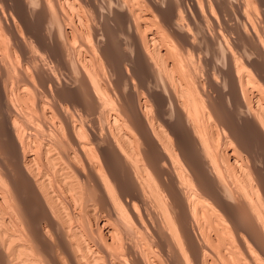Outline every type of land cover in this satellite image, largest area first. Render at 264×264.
I'll return each mask as SVG.
<instances>
[{"label":"bare ground","instance_id":"bare-ground-1","mask_svg":"<svg viewBox=\"0 0 264 264\" xmlns=\"http://www.w3.org/2000/svg\"><path fill=\"white\" fill-rule=\"evenodd\" d=\"M116 1L138 39L128 62L150 63L143 77L118 61L102 72L110 58L74 27L64 39L47 34L59 51L39 61L16 23L0 26L26 64L9 54L10 42L2 52L0 40V264H260L253 250L264 255V20L253 14L264 18V0H189V29L181 0L151 3L148 12ZM45 3L57 15L59 0ZM216 7L231 19L236 9L238 20L220 13L221 22ZM15 71L31 90L13 91L26 102L25 133L21 104L8 93ZM35 75L45 100L28 87ZM47 98L53 129L38 111ZM35 112L45 129L32 124Z\"/></svg>","mask_w":264,"mask_h":264},{"label":"rangeland","instance_id":"rangeland-1","mask_svg":"<svg viewBox=\"0 0 264 264\" xmlns=\"http://www.w3.org/2000/svg\"><path fill=\"white\" fill-rule=\"evenodd\" d=\"M24 1L25 0H0V26L2 25H4V26H6L9 22V24H11V23H16V26H17V31L19 32V33H22V35L24 36V38H26L28 41H32V44H33V48L34 49H32V50H34V52L33 53H35V54H33L32 52H31V57L33 58V56H35V58L37 59L38 58V60L40 61L41 59L40 58H42V59H45V57H47L48 58V56H50L51 54H53L54 53V55L56 56V52L57 51H59L58 50V47L60 46V44H59V46L57 47L56 45H58V43H55V42H53V41H51L50 40V38H48L49 36V33L52 31V32H55V33H57V34H59V36L61 37V38H65V36L63 35L64 33H68V32H70L71 30H73L74 28H76L77 30H79L80 32H82L81 34H82V37L84 38V39H81V41H86V43L88 44V45H90V47H95L97 44H100V46H101V48H102V50H104V52H105V54H106V56L107 57H109L110 58V61H109V63L111 64V67H109L110 65H108V64H106V60H103V62L105 63H101L102 61H100V70L103 72H106V71H109L110 70V68H112V67H115V68H117L116 66H118L117 64H116V62L118 61V62H120V65L119 66H121V67H123V65H127V64H134L133 66H132V68H134L133 70L134 71H137L138 72V74H141V76L143 77V75L145 74V71L147 70V69H145L146 68V66H149L150 65V63L149 62H147L146 64H144L145 62H142L141 60H139L138 58H136L134 61H132V62H128V61H130L129 60V57H131V54H133V52L135 53V43H137V41H138V39H136L137 41H135V39H134V37L136 36V34L134 35V26H133V23H134V21H133V19L131 20H129V16H127V15H125V14H120V13H122V12H119V9H118V5H117V1L116 0H70V2L72 1V3H74L73 4V6L71 5L72 3H70V5H67L68 3H65V0H59V2H60V6H58V8H57V10H56V12H57V15H55L54 16V14H51L50 12V10H49V7L48 6H45V5H47L46 3H45V0H36L37 1V3H36V1L34 2V1H32L31 2V0H29L30 2H31V5L29 4L28 6H25L26 4L24 3ZM28 1V2H29ZM74 1V2H73ZM89 1V2H88ZM92 1V2H91ZM95 1V2H94ZM112 1H114V2H112ZM123 1V2H122ZM134 1V2H133ZM120 0V2H121V4H123V5H126V8H128L127 9V11H129V10H136L137 11V9H142V10H144V12H148L149 10H150V7H152L151 6V3H155V2H157L158 3V5L159 4H161V6L162 7H166L167 5L166 4H168L167 3V1H164V0H154V2H153V0ZM139 1V2H138ZM183 1V2H182ZM205 1V0H204ZM29 2V3H30ZM43 2V3H42ZM64 2V3H63ZM80 2H82V3H80ZM106 2H108V3H106ZM111 2H112V4H111ZM126 2V3H125ZM134 4H133V3ZM143 4H142V3ZM148 2V3H147ZM189 0H181V5L182 4H184L185 3V5L183 6V8L185 9V12H187L188 11V9H189V13L187 12V13H185V15H184V13L182 14L183 15V18H186V19H184L186 22H187V24L184 22V20L182 21L183 22V24L185 23L187 26H186V28H188L189 29V27L191 26L190 25V20H189V16H190V14H191V9L188 7L190 4H191V2H189ZM210 2H212L211 0H210ZM34 3H36V4H34ZM40 3H41V5H40ZM104 3V4H103ZM114 3H116V4H114ZM138 3V4H137ZM157 3H155V4H157ZM163 3V4H162ZM172 3H174V5L173 6H176L177 4H176V2H175V0L172 2ZM43 4V5H42ZM144 6V8H143V6ZM152 4V5H153ZM165 4V5H164ZM176 4V5H175ZM98 5V8L96 7ZM114 5V6H113ZM136 5V6H135ZM188 5V6H187ZM70 6V7H69ZM85 6V7H84ZM131 6V7H130ZM135 6V7H134ZM187 6V7H186ZM35 7V8H34ZM46 7V8H45ZM62 7V8H61ZM133 7V8H132ZM141 7V8H140ZM191 7H192V5H191ZM28 8H32V9H28ZM48 8V9H47ZM71 8V9H70ZM95 8V9H94ZM137 8V9H136ZM47 9V10H46ZM76 9V10H75ZM115 9H118V10H116L115 11ZM165 9V8H164ZM216 9L218 10V8L216 7ZM63 10V11H62ZM97 10V12H95ZM146 10V11H145ZM187 10V11H186ZM216 10V11H217ZM84 11V12H83ZM93 11L95 12V13H93ZM114 11V12H113ZM126 11V12H127ZM83 12V13H82ZM107 12V13H106ZM119 12V13H118ZM125 12V13H126ZM237 12V10L236 9H234V13H236ZM258 12H260V11H258ZM258 12H256L255 13V15L253 14V19L255 20V22L257 23V24H260V22L259 21H262V20H264V18H263V15H261V13L259 14ZM21 13V14H20ZM109 13H110V16H109ZM217 13H219V15H218V17H219V19L221 20V22H222V20H223V16H222V18H221V15H227L226 14V12H223L222 11V13L218 10V12ZM220 13H221V15H220ZM233 13V12H232ZM233 13V15H238V14H234ZM258 13V14H257ZM49 14H51V15H49ZM86 14V15H85ZM95 14V15H94ZM97 14H99V15H97ZM127 14V13H126ZM189 14V15H188ZM20 15V16H19ZM48 15V16H47ZM86 17H85V16ZM97 15V16H96ZM102 15V16H101ZM124 15V16H123ZM188 15V17H186ZM232 15V17L236 20H238V18H239V16H233ZM259 15H261V17L259 16ZM78 16H80L81 17V19H82V21L83 22H80L79 21V17ZM83 16V17H82ZM96 16V17H95ZM101 16V17H100ZM15 17V18H14ZM46 17H48V18H46ZM54 17V18H53ZM85 17V19H83ZM93 17V18H92ZM107 19H106V18ZM126 17H127V19H126ZM224 17H226V16H224ZM229 16L227 15V18H228ZM89 18V19H88ZM261 18H262V20H261ZM62 19V20H61ZM188 19V20H187ZM229 19H231L230 17H229ZM234 19H231V23H235L236 21H234ZM16 20V21H15ZM127 20H128V23H131L130 25H131V27H129L128 26V23H127ZM256 20H258V21H256ZM95 21V22H94ZM130 21V22H129ZM6 22H8V23H6ZM87 22V23H86ZM133 22V23H132ZM229 22V21H228ZM229 22V23H230ZM259 22V23H258ZM23 23H25V24H23ZM61 23V24H60ZM64 23V24H63ZM77 24V25H76ZM82 24V25H81ZM88 24V25H87ZM160 24V23H159ZM189 24V25H188ZM223 24V23H222ZM12 25V24H11ZM97 25V26H96ZM62 26V27H61ZM71 26V27H70ZM84 26V27H83ZM133 26V27H132ZM63 28V30H61V28ZM74 27V28H73ZM86 27V28H85ZM72 28V29H71ZM79 28V29H78ZM96 28V29H95ZM129 28V29H128ZM191 28V27H190ZM3 29H5V27L3 28ZM3 29L1 30L2 32H1V34L0 35H4L5 34V36H3V39H2V36H0V40H3L2 42H4V44H2V42H1V45H4V48H2V49H4L2 52H5L7 49V47H6V44H8L9 42V45H11L10 46V51H12V52H8L9 54H13L14 56H19L18 55V53H19V51H18V47H16L15 45H14V39L12 38L13 36H12V33H10L9 31H6V30H4L3 31ZM60 29V30H59ZM131 29V30H130ZM133 29V30H132ZM65 30H66V32H65ZM96 30V31H95ZM99 32H98V31ZM87 31V32H86ZM9 32V33H8ZM61 32H64V33H61ZM95 33V35H94V33ZM4 33V34H3ZM96 33L98 34V36L96 35ZM132 33V34H131ZM10 34H11V36H10ZM15 34L17 35V33H16V31H15ZM32 34V35H31ZM48 34V35H47ZM61 34V35H60ZM88 34V36H89V38H91V39H87V38H85L86 37V35ZM84 35H85V37H84ZM134 35V36H133ZM16 37H18V35L16 36ZM34 37V38H33ZM98 37V38H97ZM137 37V36H136ZM135 37V38H136ZM36 38V39H35ZM47 39H49V41H47ZM86 39V40H85ZM133 39H134V41H133ZM7 40V41H6ZM88 40H90V41H88ZM88 41V42H87ZM98 41V42H97ZM34 42V43H33ZM49 42H50V44H49ZM54 43V44H52V43ZM103 42V43H102ZM82 43V42H81ZM94 43V44H93ZM93 44V45H92ZM102 44V45H101ZM14 45V46H13ZM42 45V46H41ZM134 47H133V46ZM13 46V47H12ZM37 46V47H36ZM98 46V45H97ZM57 47V48H56ZM17 50V51H16ZM51 50H57L56 52L55 51H53L52 53H51ZM133 50V51H132ZM128 51V52H127ZM0 52H1V50H0ZM47 52V53H46ZM49 52V53H48ZM6 53V52H5ZM51 53V54H50ZM131 53V54H130ZM2 54V53H1ZM47 54H48V56H47ZM72 55V58L74 57V56H76L77 54H71ZM103 55V54H102ZM101 55V56H102ZM51 56H53V55H51ZM19 58H20V65H21V63H22V67L25 69V67L24 66H26V64H25V62L23 61V57L20 55L19 56ZM22 58V59H21ZM31 58V59H32ZM46 58V59H47ZM77 58V56L76 57H74L73 58V60H75ZM103 59V58H102ZM137 59H138V61H137ZM37 60V61H38ZM48 60L49 59H47V66H49L50 65V63L48 62ZM114 60V61H113ZM38 61V62H39ZM116 61V62H115ZM139 61H141V62H139ZM74 62H76L77 63V59L74 61ZM135 63H137V65L135 64ZM58 66L60 65L58 62L56 63ZM141 64V65H140ZM143 64H144V66H143ZM149 64V65H148ZM24 65V66H23ZM62 65V64H61ZM57 66V68H60V67H62V66ZM101 65H103V67L101 66ZM17 66H19L18 64H17ZM20 66V67H21ZM40 67H38V68H41V66H42V64H40L39 65ZM56 66V65H55ZM104 67H105V69H104ZM106 67H108V69L106 68ZM31 68V67H30ZM144 68V69H143ZM148 68V67H147ZM136 69V70H135ZM141 69H143V70H141ZM18 70H19V72L22 70H20V68H18ZM30 70H32L33 71V69L31 68ZM62 70V71H61ZM106 70V71H105ZM61 71V72H60ZM149 71V70H148ZM19 72L16 74V71H15V73L13 72V73H8V74H10V78L11 79H9L8 81V83H10L9 84V98H10V96L12 95L11 93H13V97H11V98H13L15 101H17V99H15L17 96L16 95H18V93L21 95H23L24 93L27 95V92L29 93L31 90H29V89H26L25 91H24V87L23 86H25V84L26 83H24V81H25V78H23V77H20V78H18L17 76H19ZM58 73H62L63 74V76L64 75H66L67 74V71H65L63 68L61 69L60 68V70L58 69V71H57ZM137 72H136V74H137ZM143 72H144V74H143ZM108 74L110 73V72H107ZM106 73V74H107ZM147 73V72H146ZM12 74V75H11ZM108 74H107V76H108ZM137 74V75H138ZM16 75V76H15ZM110 75V74H109ZM257 76V75H256ZM15 77H16V79L18 80H16L15 79ZM66 77V76H65ZM13 78V79H12ZM33 78H34V80H32L31 79V81H34V83L36 82V84H34V85H36V86H30V84L28 85V87H30V89H32V88H34V89H32V90H34V92L36 91V96H39V99L40 100H45L46 98H45V94H44V92L42 91L43 90V88H42V84H40L41 82H40V80L39 79H35L36 78V75L35 76H33ZM44 78V77H43ZM42 78V79H43ZM5 79H7V78H5ZM15 79V80H14ZM10 80H11V82H10ZM21 80V81H20ZM37 80H38V82H37ZM120 80H121V82H120ZM28 82V83H33V82ZM123 81V79H119V82H120V84H119V86L121 87V88H125L124 87V81ZM253 81H255V83H257L259 80H258V78L256 77H254V79H253ZM257 81V82H256ZM1 82V81H0ZM260 82V81H259ZM3 83H4V81L3 82H1L0 83V88L1 87H3L2 85H3ZM14 83V85H12ZM15 83H19L18 85L17 84H15ZM112 85H111V84ZM24 84V85H23ZM40 84V85H39ZM15 85H16V87H15ZM21 87H20V86ZM109 85H111V87H113L114 86V80H112L111 82H109ZM15 87L14 89L12 88V89H10L11 87ZM23 87V88H22ZM37 87H39L38 89H37ZM41 88H42V90H41ZM115 88V87H114ZM113 88V89H114ZM3 89V88H2ZM19 89H22V90H19ZM19 90V91H18ZM27 90H29V91H27ZM41 92L40 94H39V91ZM123 90V89H122ZM127 90V88H125L124 89V91H126ZM16 93V95H15V93ZM24 93H23V92ZM78 92H79V94H81L82 95V92L81 91H79V90H77ZM81 92V93H80ZM61 93H62V95L63 96H65L66 94H65V91L63 92V91H61ZM77 93V92H76ZM75 93V95L76 96H81V95H79L78 93L76 94ZM23 95V96H26V95ZM65 94V95H64ZM111 94H112V92H111ZM15 95V96H14ZM43 95V96H42ZM114 95H116V94H113L112 95V97H113V99H116V97L114 96ZM27 96H29V94L27 95ZM26 96V97H27ZM69 97V96H68ZM35 98H37V97H35ZM12 99V100H13ZM38 98H37V100H36V102H38V100H39ZM49 99V100H48ZM13 100V101H14ZM130 100L132 101L133 99L132 98H130ZM14 101V102H15ZM50 98H47V102L45 103V104H47V105H45V107H43L44 108V110H43V108L41 107H39L40 108V110H39V108H38V111H41V113H42V116H44V120L46 121V119H47V123L49 124V128H52L53 129V125H51V124H53L52 122H54V120H55V122L57 123V119H51V120H53V121H51L50 120V114L54 111V109H53V107H52V105H51V103H50ZM87 101V100H86ZM85 101V102H86ZM22 105V103L21 102H18L17 101V103H15V105H17V106H19L20 104ZM26 103V102H25ZM25 103H23V105H22V108H21V105L19 106L20 108V113H22L21 114V118H20V122H19V124H20V130H22L23 131V133H25L26 131H25V127H26V122L25 121H23V120H25V116H26V114H25V109L23 110L24 111V113H23V111H21L23 108H24V105H25ZM49 104V105H48ZM83 104H87V103H83ZM38 105V103L36 104V107H38L37 106ZM69 106V105H68ZM52 107V108H51ZM69 107H71V109L73 110V108H72V105L71 106H69ZM17 108V107H16ZM3 109H4V105L3 104H1L0 105V112L1 111H3ZM71 109H69V111L70 112H72V110ZM5 110V109H4ZM17 111V110H16ZM19 111H17V115H19L20 113H18ZM43 112H45V113H43ZM16 113V112H15ZM40 113V112H39ZM38 113V114H39ZM40 113V114H41ZM25 116H24V115ZM36 112H35V115L37 116L38 115ZM40 114L38 115L39 116V121H40V124L42 123L41 121H43L44 122V120L42 119L41 120V117L42 116H40ZM45 115H47L46 117H45ZM49 115V116H48ZM20 117V116H19ZM18 117V118H19ZM24 119H23V118ZM49 119V120H48ZM33 121V120H32ZM36 120H34V122H32V124H34V127H36L37 129H45V125L44 124H41V125H39V121L38 122H35ZM51 121V122H50ZM0 122H1V126H3L4 128H6L2 123V120L0 119ZM23 122H25V124L23 123ZM6 123L7 122H5L4 121V124L6 125ZM9 124V123H8ZM37 124V125H36ZM10 125H12V123L10 124ZM38 125H39V127H42V125H43V127L42 128H38ZM102 125H103V127L106 125V122H105V120H102ZM22 126L24 127V128H22ZM52 126V127H51ZM3 127L1 128L0 127V132H1V135L5 132V131H3L4 129H3ZM106 127V126H105ZM22 128V129H21ZM1 129H3V130H1ZM21 131V132H22ZM60 131H61V129H60ZM27 132H28V130H27ZM29 133V132H28ZM3 135H6V132L3 134ZM1 136L2 138H6L5 136ZM0 137V138H1ZM239 139H240V137H239ZM242 139V138H241ZM240 139V140H241ZM243 140V139H242ZM109 156H111V154L109 155ZM111 158V157H110ZM109 158V159H110ZM8 164H9V162H7ZM100 163V162H99ZM101 164V163H100ZM7 165V164H6ZM116 168H117V170H116ZM113 169L115 170H113V172H116V174L118 175L119 174V172H118V166H116L115 168L113 167ZM120 171V170H119ZM26 198V199H25ZM24 199H25V201H27V203L31 206L32 205V207H34L33 206V204H31L30 202H32V199H28V197H26V196H24ZM91 200H92V202H94V198H93V196H92V198H90ZM91 200H89V202H91ZM85 216V215H84ZM85 219H87V216L84 218V220ZM87 221V220H86ZM86 221H85V223H86ZM94 224V223H93ZM95 227V226H94ZM215 247V245H213V248ZM257 251H259V252H257ZM253 252H254V257H253V259L254 260H256L257 261V263H260V262H258V261H262L260 264H264V258H261V256L262 257H264V255H261V254H263L260 250H256V249H254L253 250ZM256 253V254H255ZM211 254H212V252H211ZM260 255V256H259ZM212 256V255H211ZM41 258H43L42 259V261L46 264H48V263H50L49 261H47V259L46 258H44V257H41ZM258 259V260H257ZM209 260H210V262H211V258L209 257ZM43 263V264H44ZM224 264L225 263V261H224V259H222V261L221 262H219V261H217V262H212V264ZM211 264V263H210Z\"/></svg>","mask_w":264,"mask_h":264}]
</instances>
